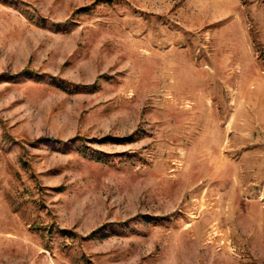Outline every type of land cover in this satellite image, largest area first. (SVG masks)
<instances>
[{
    "label": "rangeland",
    "instance_id": "rangeland-1",
    "mask_svg": "<svg viewBox=\"0 0 264 264\" xmlns=\"http://www.w3.org/2000/svg\"><path fill=\"white\" fill-rule=\"evenodd\" d=\"M0 264H264V0H0Z\"/></svg>",
    "mask_w": 264,
    "mask_h": 264
},
{
    "label": "trees",
    "instance_id": "trees-1",
    "mask_svg": "<svg viewBox=\"0 0 264 264\" xmlns=\"http://www.w3.org/2000/svg\"><path fill=\"white\" fill-rule=\"evenodd\" d=\"M100 155H105V154H101V153H99Z\"/></svg>",
    "mask_w": 264,
    "mask_h": 264
}]
</instances>
